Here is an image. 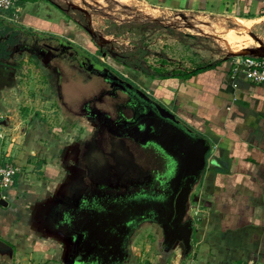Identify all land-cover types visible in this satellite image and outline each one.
<instances>
[{
    "label": "crops",
    "instance_id": "obj_1",
    "mask_svg": "<svg viewBox=\"0 0 264 264\" xmlns=\"http://www.w3.org/2000/svg\"><path fill=\"white\" fill-rule=\"evenodd\" d=\"M129 1L161 13L231 17L236 25L240 20L245 24L241 29L264 18V0ZM17 6L18 10H10L16 25L32 32H69L61 31L60 17L45 12L42 0L17 2ZM72 36L86 43L80 31ZM231 62L224 60L187 78L157 77L160 85L154 91L159 95L155 96L172 108L179 121L207 139L211 150L191 193L202 215L190 252L181 256L178 250L162 249L155 257L149 254L151 264H264V84L242 74L232 77ZM0 85V98L13 95L12 83ZM6 124L0 119L3 131ZM42 125L33 137L27 127L21 134L8 133L0 145L1 164L18 165L22 160L24 165L5 198L0 197V239L13 248L11 257L0 254V264H63L61 240L48 233L41 217L53 184L64 175L58 155L66 140L44 136Z\"/></svg>",
    "mask_w": 264,
    "mask_h": 264
},
{
    "label": "rangeland",
    "instance_id": "obj_2",
    "mask_svg": "<svg viewBox=\"0 0 264 264\" xmlns=\"http://www.w3.org/2000/svg\"><path fill=\"white\" fill-rule=\"evenodd\" d=\"M42 1L45 12L54 11L60 17L61 31L66 29L67 32L68 29L66 35L75 41L79 40L72 33L80 31L86 43L79 44L96 51L101 61L104 59L117 66L128 79L151 90L154 95H159L154 88L160 85L156 74L190 71L223 59L231 60L232 53L259 45L252 35L264 44V18L249 24L244 30L241 27L245 24L237 21L236 25L231 17L204 13H161L129 0H51L57 6ZM24 11L30 9L24 7ZM3 14H0L1 19L16 24L13 11ZM84 27L89 28L92 34ZM20 35V41L13 45L18 44L17 51L7 58L10 63L0 62V84L9 86L12 83L14 86L13 95L4 94L0 98V119L7 123L5 135L21 134L27 127V133L33 137L36 130L41 131L42 123H45L42 128L46 132L44 136L50 139H64L69 134L79 133L77 126L80 123L75 115L78 114L77 99H69L68 96L74 95L64 90L63 85L60 87V79L48 74L34 57L25 51L19 52L22 44L30 42L33 36L31 29ZM65 62L61 61V65L69 82L78 81L76 77L82 76ZM35 118L39 121L33 123ZM28 134L24 133L27 137ZM21 162L18 165L24 170ZM191 204L195 209V201ZM190 213L192 215V209ZM201 215L200 211L193 215L195 228L200 225ZM161 242V237L151 227H143L132 243L134 255L129 264H151L148 256L155 257L159 253Z\"/></svg>",
    "mask_w": 264,
    "mask_h": 264
},
{
    "label": "flooded vegetation",
    "instance_id": "obj_3",
    "mask_svg": "<svg viewBox=\"0 0 264 264\" xmlns=\"http://www.w3.org/2000/svg\"><path fill=\"white\" fill-rule=\"evenodd\" d=\"M62 33L33 32L30 42L22 44L19 52L25 51L34 57L48 74L60 79V87L63 85L64 90L75 96H68L69 99H77L78 114H74L80 123L77 126L79 133L71 137L69 134L68 140L64 137L66 141L59 147L58 157L62 159L60 165L64 175L71 173L68 169L72 165L77 166L80 172V185L76 191L69 188L73 196L64 202L66 206H73L72 209L77 205L79 233L85 235L90 224L101 229L99 226L107 217L114 219V216L122 214L126 222L123 228L117 225V228L121 227L117 233L123 235V241L119 244V252L111 254L113 247L107 248L106 252H111L107 264H129L134 255L132 243L143 227H151L162 239L160 227L152 226L153 222L143 217L146 216L147 204H157V200L170 189L167 181L173 175L170 157L153 143L143 145L135 141L129 133L134 123L152 120L159 126L164 125L158 105L177 117L172 108L151 90L128 79L112 63L101 61L96 51L92 52L86 45L79 44L80 41ZM17 46L11 47L7 57L0 61L10 63L7 58L17 51ZM63 60L65 65L82 76L76 77L78 81L69 82L61 65ZM178 123L191 134L198 135L181 121ZM142 134L144 138L148 137V133ZM61 211L62 207L55 211L57 219ZM53 212L51 207L49 219ZM160 249L166 250L162 244ZM74 256L71 253L68 259Z\"/></svg>",
    "mask_w": 264,
    "mask_h": 264
},
{
    "label": "water",
    "instance_id": "obj_4",
    "mask_svg": "<svg viewBox=\"0 0 264 264\" xmlns=\"http://www.w3.org/2000/svg\"><path fill=\"white\" fill-rule=\"evenodd\" d=\"M85 30L92 34L89 28L86 27ZM252 36L259 42L260 47L245 48L237 53H232L233 57L251 55L264 58L263 42L255 35ZM156 107L165 124L159 126L152 120L145 123H134L129 136L143 145L148 142L153 143L170 157L173 162V175L167 181L170 189L157 200V204L153 202L147 204L146 216L143 218L147 217L149 222H153L152 226L160 227L162 231L161 244L166 250L177 249L181 256H186L191 250L192 234L196 230L193 215L190 213V195L193 187L202 178L208 163L207 154L210 152L211 146L204 137L193 135L188 129L181 127L178 119L167 109L159 105ZM144 132L148 133V137H143L142 133ZM154 132L156 133L150 134ZM68 170L71 173L63 175L58 182L53 184V193L46 200L44 218L41 217V222L47 226L48 233L61 240V263L89 264L87 262H93L94 264H107L111 252H106V250L108 247H113L114 251L111 254L119 252V244L123 241V235H118L117 231L121 227L117 228V225L119 224L123 228L126 220L122 214V217L114 216V219L107 217L104 224L99 226L102 227L101 229L92 227L90 224L91 226L83 237L79 233V225L76 222L78 217L77 205H74L75 209H72L73 206L64 204L73 196L69 192V188L76 191L81 182L77 166L72 165ZM2 202L0 201V203ZM51 207L54 212L49 219L48 212ZM59 207H62V211L59 212V219H57L55 215L58 213L55 211ZM131 224L133 223L131 222ZM78 252L80 253L79 257L76 256ZM12 253L13 248L0 239V254L11 257ZM71 253L75 256L69 260L68 257Z\"/></svg>",
    "mask_w": 264,
    "mask_h": 264
},
{
    "label": "built area",
    "instance_id": "obj_5",
    "mask_svg": "<svg viewBox=\"0 0 264 264\" xmlns=\"http://www.w3.org/2000/svg\"><path fill=\"white\" fill-rule=\"evenodd\" d=\"M17 7L16 0H0V14L8 13ZM232 77L237 74H242L244 77L256 84H264V58L251 55L234 56L232 57ZM235 86L236 83H233ZM6 135L0 128V145L4 141ZM21 172L19 165L15 163H0V197L5 198V191L15 181L17 174ZM195 206L192 207L194 209ZM199 213L195 208L192 215Z\"/></svg>",
    "mask_w": 264,
    "mask_h": 264
},
{
    "label": "trees",
    "instance_id": "obj_6",
    "mask_svg": "<svg viewBox=\"0 0 264 264\" xmlns=\"http://www.w3.org/2000/svg\"><path fill=\"white\" fill-rule=\"evenodd\" d=\"M27 1H34V0H17V2L19 3H24ZM49 2H51V0H47ZM52 3V2H51ZM25 28L13 24L7 20L1 19L0 18V59L5 58L8 54H9V48H11L16 42H18V38L22 37L21 34H24L22 32H25ZM29 33V32H27ZM224 61L220 60L217 61L215 63H209L206 64L204 66H200V67H196L193 68L190 71H175L173 73H168V74H156L158 77H160L161 79H165V78H170V77H176V76H181L182 78H187L189 76H191L193 73H196L200 70L206 69V68H210L213 67L214 65L219 64L220 62ZM2 62V61H0ZM77 134V133H76ZM72 135V134H71ZM75 135V134H73ZM208 157V154H207Z\"/></svg>",
    "mask_w": 264,
    "mask_h": 264
},
{
    "label": "bare ground",
    "instance_id": "obj_7",
    "mask_svg": "<svg viewBox=\"0 0 264 264\" xmlns=\"http://www.w3.org/2000/svg\"><path fill=\"white\" fill-rule=\"evenodd\" d=\"M240 22H241V20H240ZM244 30H247L246 28H244ZM254 39V38H253ZM254 47H260V44L259 45H257V46H254Z\"/></svg>",
    "mask_w": 264,
    "mask_h": 264
}]
</instances>
